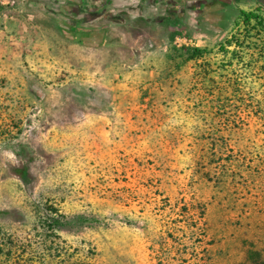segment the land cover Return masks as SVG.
I'll return each instance as SVG.
<instances>
[{"label": "rangeland", "instance_id": "rangeland-1", "mask_svg": "<svg viewBox=\"0 0 264 264\" xmlns=\"http://www.w3.org/2000/svg\"><path fill=\"white\" fill-rule=\"evenodd\" d=\"M202 1L0 97V264H264V0Z\"/></svg>", "mask_w": 264, "mask_h": 264}, {"label": "crops", "instance_id": "crops-1", "mask_svg": "<svg viewBox=\"0 0 264 264\" xmlns=\"http://www.w3.org/2000/svg\"><path fill=\"white\" fill-rule=\"evenodd\" d=\"M14 1L13 6L0 5V97L4 96L2 100L6 101L3 106L9 108L23 105L19 102V95L23 94L25 69L28 67L31 71H39L43 57L55 63L57 50L66 47V50L71 49L70 54L76 51L88 60L90 57L88 48L93 41L91 38H95L96 35L93 34L94 32L104 38L121 26L126 24L130 26L133 21L144 18L149 23L153 16L155 19L159 18V15L156 16L157 12L160 14L165 9L190 8L199 4V1L203 2L202 0ZM93 24L98 25L97 30L91 29ZM99 46L103 47V43L100 42Z\"/></svg>", "mask_w": 264, "mask_h": 264}, {"label": "trees", "instance_id": "trees-1", "mask_svg": "<svg viewBox=\"0 0 264 264\" xmlns=\"http://www.w3.org/2000/svg\"><path fill=\"white\" fill-rule=\"evenodd\" d=\"M241 20L242 24L244 26H249L252 22L255 24V26H258L260 31L264 30V19L257 13L254 12H241ZM231 42H227L225 46H231ZM236 47H242L241 44H239L237 41L233 43ZM223 49V48H222ZM201 52L199 50H194V54H200Z\"/></svg>", "mask_w": 264, "mask_h": 264}, {"label": "built area", "instance_id": "built-area-1", "mask_svg": "<svg viewBox=\"0 0 264 264\" xmlns=\"http://www.w3.org/2000/svg\"><path fill=\"white\" fill-rule=\"evenodd\" d=\"M0 5L13 6L15 5V1L14 0H0ZM185 43H187V40L181 38L180 34L175 36V42H174L175 45L180 46V44H185Z\"/></svg>", "mask_w": 264, "mask_h": 264}]
</instances>
